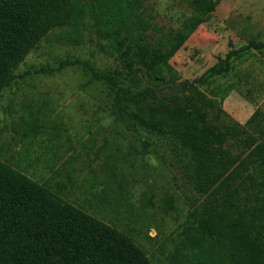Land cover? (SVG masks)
Segmentation results:
<instances>
[{"label":"trees","instance_id":"1","mask_svg":"<svg viewBox=\"0 0 264 264\" xmlns=\"http://www.w3.org/2000/svg\"><path fill=\"white\" fill-rule=\"evenodd\" d=\"M178 1L190 14L177 28L165 29L142 0H0V93L51 30H59L57 43L79 45L91 23L100 50L123 65L101 71L83 64L112 94L114 114L169 136L188 156L186 179L203 200L202 217L189 226L186 264H264V111L256 109L243 125H228L220 106L194 82L183 83L185 96L161 97L155 88L122 79L168 67L221 0ZM249 49L263 51L264 41L231 47L209 70L228 72L230 60ZM70 63L36 72L54 74ZM0 264L153 263L130 236L0 157Z\"/></svg>","mask_w":264,"mask_h":264},{"label":"rangeland","instance_id":"2","mask_svg":"<svg viewBox=\"0 0 264 264\" xmlns=\"http://www.w3.org/2000/svg\"><path fill=\"white\" fill-rule=\"evenodd\" d=\"M142 3L165 29L190 14L178 0ZM85 27L79 45L57 43L59 30H51L16 68L15 81L0 93V157L130 236L153 264H186L189 226L202 217L203 200L186 179L188 156L169 136L114 114L112 94L83 64L101 71L123 65L100 50L91 23ZM250 40L264 41V0H221L168 67L122 79L161 97L185 96L177 86L194 82L220 106L221 121L243 125L264 111V50L239 53L225 73L209 68ZM61 60L71 63L54 74L36 72ZM228 144L240 150L232 138Z\"/></svg>","mask_w":264,"mask_h":264},{"label":"water","instance_id":"3","mask_svg":"<svg viewBox=\"0 0 264 264\" xmlns=\"http://www.w3.org/2000/svg\"><path fill=\"white\" fill-rule=\"evenodd\" d=\"M177 91L183 92L184 88L179 84L176 88Z\"/></svg>","mask_w":264,"mask_h":264}]
</instances>
